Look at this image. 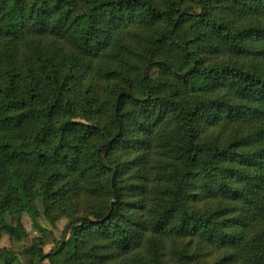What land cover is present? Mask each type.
I'll return each instance as SVG.
<instances>
[{
  "label": "trees",
  "instance_id": "obj_1",
  "mask_svg": "<svg viewBox=\"0 0 264 264\" xmlns=\"http://www.w3.org/2000/svg\"><path fill=\"white\" fill-rule=\"evenodd\" d=\"M23 214L72 231L30 264H264V0H0L12 246Z\"/></svg>",
  "mask_w": 264,
  "mask_h": 264
},
{
  "label": "rangeland",
  "instance_id": "obj_2",
  "mask_svg": "<svg viewBox=\"0 0 264 264\" xmlns=\"http://www.w3.org/2000/svg\"><path fill=\"white\" fill-rule=\"evenodd\" d=\"M194 32L192 31V34ZM49 68H46L48 71ZM69 74L68 78V89L67 92L71 95L75 89L78 87V82L83 81L84 87H86V83L88 81L87 74ZM219 131V128H216L211 131L212 136H216ZM63 206H66V202H63ZM8 221L12 224H16L19 221V215H14L9 217ZM21 223L23 224L27 235L24 234L22 236L23 241L19 242L18 244L12 246L10 238L7 234L0 236V247H7L10 248V254L15 253L18 259V264H30V259L27 254V247L31 244L32 238L38 236L40 234H45L48 237L49 242L44 246L45 252L53 251L61 241L68 239L71 235V229L65 228L67 220L65 218L60 219L56 223V228L53 227L49 223L48 220H45L43 217H31L27 214H23L21 219ZM42 264H51L50 259L45 260Z\"/></svg>",
  "mask_w": 264,
  "mask_h": 264
}]
</instances>
